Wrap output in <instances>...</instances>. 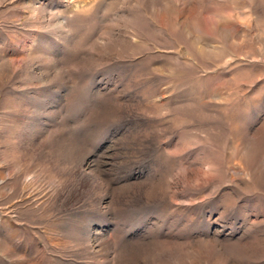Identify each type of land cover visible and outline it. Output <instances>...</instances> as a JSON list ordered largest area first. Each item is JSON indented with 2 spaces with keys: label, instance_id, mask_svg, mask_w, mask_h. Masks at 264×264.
<instances>
[{
  "label": "rangeland",
  "instance_id": "obj_1",
  "mask_svg": "<svg viewBox=\"0 0 264 264\" xmlns=\"http://www.w3.org/2000/svg\"><path fill=\"white\" fill-rule=\"evenodd\" d=\"M0 264H264V0H0Z\"/></svg>",
  "mask_w": 264,
  "mask_h": 264
}]
</instances>
